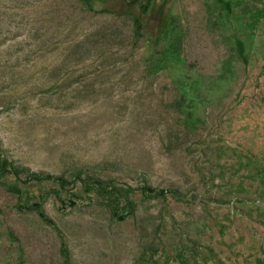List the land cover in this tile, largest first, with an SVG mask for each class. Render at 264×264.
Instances as JSON below:
<instances>
[{"label":"rangeland","instance_id":"1","mask_svg":"<svg viewBox=\"0 0 264 264\" xmlns=\"http://www.w3.org/2000/svg\"><path fill=\"white\" fill-rule=\"evenodd\" d=\"M89 2L0 0L2 156L181 201L119 222L50 198L58 233L0 177V264H264V0Z\"/></svg>","mask_w":264,"mask_h":264},{"label":"trees","instance_id":"2","mask_svg":"<svg viewBox=\"0 0 264 264\" xmlns=\"http://www.w3.org/2000/svg\"><path fill=\"white\" fill-rule=\"evenodd\" d=\"M84 1L88 3L89 7H92V3L89 2L91 0ZM131 18L133 19L134 35L136 38H141L143 30L141 21L137 17ZM102 171L79 168L70 176L30 172L29 169L14 166L5 159L0 147V177L13 175L17 179H21L24 176L27 183L33 182L30 188L37 190L27 192L16 185L7 186V188L13 194L18 195L24 204H28L27 208L31 212H35L43 223L57 230L58 233H60L58 224L43 207L44 201L50 198L59 203L64 210L93 209L103 212L110 219L119 222H125L136 217L140 207L139 196L146 201L167 200L169 197L181 201L182 194L179 190L157 188L147 182L140 189H135L129 184L120 182L116 177L104 175ZM48 185L52 187L50 188ZM62 256L69 264L70 258L67 257L66 250L62 251Z\"/></svg>","mask_w":264,"mask_h":264}]
</instances>
